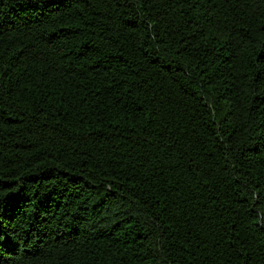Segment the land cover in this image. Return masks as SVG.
Instances as JSON below:
<instances>
[{"label": "trees", "instance_id": "16d2710c", "mask_svg": "<svg viewBox=\"0 0 264 264\" xmlns=\"http://www.w3.org/2000/svg\"><path fill=\"white\" fill-rule=\"evenodd\" d=\"M0 264H264V0H0Z\"/></svg>", "mask_w": 264, "mask_h": 264}]
</instances>
